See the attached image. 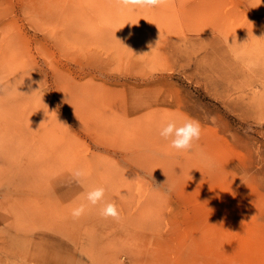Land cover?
I'll use <instances>...</instances> for the list:
<instances>
[{
  "label": "rangeland",
  "instance_id": "obj_1",
  "mask_svg": "<svg viewBox=\"0 0 264 264\" xmlns=\"http://www.w3.org/2000/svg\"><path fill=\"white\" fill-rule=\"evenodd\" d=\"M0 264H264V2L0 0Z\"/></svg>",
  "mask_w": 264,
  "mask_h": 264
},
{
  "label": "clouds",
  "instance_id": "obj_2",
  "mask_svg": "<svg viewBox=\"0 0 264 264\" xmlns=\"http://www.w3.org/2000/svg\"><path fill=\"white\" fill-rule=\"evenodd\" d=\"M264 0H259V5ZM125 6H133L141 8H155L163 3V0H120ZM227 43H229L227 41ZM202 129L198 121L190 118L184 119L183 122L178 123L177 120H169L166 125L160 128L159 136L164 140H170V146L177 151L188 152L193 149L194 143L201 138ZM87 175L86 171L76 169L73 176L78 180H82ZM105 195L103 187L95 188L87 192L86 199L89 204L95 206L99 204ZM86 210V205L80 204L71 210V215L74 219L81 217ZM101 215L105 218L111 217L114 220H119L120 211L115 203H106L101 209Z\"/></svg>",
  "mask_w": 264,
  "mask_h": 264
}]
</instances>
